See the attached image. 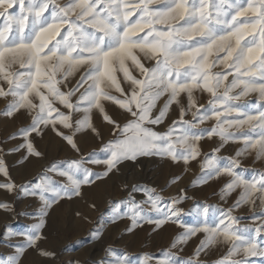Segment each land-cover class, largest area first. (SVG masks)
Segmentation results:
<instances>
[{
	"label": "snow or ice",
	"instance_id": "6c2138e0",
	"mask_svg": "<svg viewBox=\"0 0 264 264\" xmlns=\"http://www.w3.org/2000/svg\"><path fill=\"white\" fill-rule=\"evenodd\" d=\"M141 57L152 63L146 65ZM130 65L139 77L133 75ZM217 66L223 70L214 72ZM118 72L129 84L127 90L121 86ZM76 73L79 79L69 87L68 78ZM0 81L7 85L5 89L0 84V97H12L4 114L12 116L21 110L32 114L31 125L20 130L27 141L21 147H26L30 155L41 156L27 140L31 133L39 134L41 126H50L80 152L76 133L87 130L97 137L101 135L91 119L93 109L99 111L112 136L102 148L105 159L90 153L88 158L81 155L71 161L67 169L52 164L38 175L40 182L30 192L26 185L19 186L30 195L38 194L43 206L38 223L21 233L26 243L14 255L0 257V264H18L26 248L38 247L49 209L62 199L80 196L82 186L119 172L124 161L134 162L141 156L167 157L187 166L200 156L202 138L214 135L221 143L213 152L218 153L230 140L241 142L242 147L234 157H206L202 168L211 171L193 184L207 183L214 175L229 176L230 181L220 189V198L226 201L240 189L229 208L194 201L188 214L196 219L185 224L180 219L184 210L178 205L193 200L185 189L168 197L161 207L164 198L155 189L133 184L126 201L120 202L127 211L115 212L111 222L127 217L131 221L126 229L129 232L143 223L155 229L169 222L177 224L183 231L174 237L170 249L186 244L198 233L204 234L193 256L180 259L169 249L157 264H201V252L217 243L229 246L217 264H251L250 258H264V171H257L251 178L236 171L240 166L237 157L255 153L256 161L264 160V0H0ZM113 89L119 96L111 94ZM196 91L210 94L207 107L197 104ZM252 93L257 94L255 104L235 103ZM182 94L186 103H181ZM102 101L118 106L124 122L108 114ZM173 104L178 108L177 119L167 131H155L152 126L164 123ZM81 111L84 115L74 125L73 113ZM189 113L191 120L185 119ZM207 120L215 124L197 131V125ZM57 125L71 129L72 134L65 135ZM220 159L228 162L220 166ZM86 163L102 164L104 170L93 172L84 166ZM49 171L66 177L67 183L53 181L47 176ZM0 174L9 177L2 158ZM177 180L178 176L171 183ZM16 187L10 178L0 183V188L8 192ZM122 188L127 190L129 185L123 184ZM135 192L143 193L146 199L137 201ZM144 204L151 206L156 218L148 215ZM242 205L249 206L254 222L259 221L254 228L239 227L240 218L233 211ZM210 208L215 211L210 212ZM0 209L9 211L11 206L0 202ZM39 251L40 255L54 256ZM109 256H115L111 247L105 249V259L95 264H134L127 256ZM153 258L144 254L141 264Z\"/></svg>",
	"mask_w": 264,
	"mask_h": 264
},
{
	"label": "rangeland",
	"instance_id": "374dc122",
	"mask_svg": "<svg viewBox=\"0 0 264 264\" xmlns=\"http://www.w3.org/2000/svg\"><path fill=\"white\" fill-rule=\"evenodd\" d=\"M64 2L65 0H60V3ZM209 2L211 3L212 0ZM160 6L156 5V7ZM16 11H19L18 8ZM141 59L146 65L152 63V61L144 60L143 57ZM221 70H223L222 66L213 69L214 72ZM130 71L139 77V73L131 65ZM79 75L76 73L68 78L69 87L76 83ZM117 77L121 81V86L127 90L129 84L123 80V74L118 72ZM231 79L232 77L229 76V81ZM0 84L3 82L0 81ZM3 86L5 89L7 88L6 84ZM62 90L66 91L67 89ZM80 91L82 92L83 89ZM111 94L119 96V93H116L114 89L111 90ZM194 95L198 105L208 106L210 94L196 91ZM78 96L79 93L72 98L73 102ZM11 99V96L0 97V158L4 160L9 173V177L0 174V183L9 182L10 178L17 187L12 192L0 188V202H7L11 206L9 211L0 209V257L14 255L17 248L26 243L25 235L21 233L28 232L30 226L39 221V210L43 206V201L40 200L38 194L30 195L19 186L26 185L30 192L40 182L37 179L38 175L44 174L52 164H56L60 169H67L71 161L79 159L81 155L88 158L90 153H94L95 158L105 159L106 153L102 151L103 145L112 139L109 126L102 121L99 111L93 109L91 119L101 135L97 137L87 130L76 133L74 139L79 145L80 152L73 150L50 126L47 128L41 126L42 131L39 134L31 133L27 138L32 142L33 147L41 153V156L30 155L26 147H21V145H26L27 141L20 130L31 125L32 114L21 110L12 116L5 115V110ZM162 102L159 103L162 104ZM256 102L257 94L252 93L235 103L242 106L246 103L255 104ZM102 103L108 114L117 117L121 123L124 122L125 117L120 114L122 110L118 106L111 101H102ZM181 103H186L184 94L181 96ZM57 106L61 111H67L62 106ZM242 110L246 111L247 109L242 108ZM83 115L82 111L73 113V124L75 125V120L81 119ZM177 117L178 108L173 104L164 123L152 127L157 132H165ZM185 119L191 120V114L186 115ZM214 124V120H207L197 125V131L205 128L210 129ZM57 129L65 135L72 134L71 129H65L62 125H57ZM229 131L237 130L230 129ZM239 131H246V129ZM237 134H239L238 131ZM199 143L200 156L190 161L187 166L183 161L173 162L167 157L141 156L134 162L124 161L119 166V172L110 174L109 177L97 181L93 185L82 186L80 196L60 200L49 209V214L45 217L46 224L40 232L43 238L37 242L38 247L26 248L18 264H95V262L105 259V249L109 247L114 250L115 256H127L128 260L134 264H141L144 254L154 257L148 259L147 264H157V259L165 258L163 253L170 249L172 240L183 229L171 222L160 229H155L152 224L143 223L129 232L126 229L131 225L130 219L122 217L111 222L112 218L115 212L127 211V206L120 202L126 201L133 184L155 189L164 198L161 207L167 203L168 197H175L181 188L185 189L187 195L193 197V200H184L178 205L184 210L180 219L185 224H192L196 219L194 214H188L189 210L194 207V201L200 205L215 206L219 209L229 208L236 201L240 192V189H237L226 201L220 198V189L230 181L229 176L222 174L217 177L214 175L207 183L193 184V182L197 181L203 173L211 171L207 167L202 168L206 157L207 159L234 157L236 151L242 147V143L230 140L218 153L213 152V149L221 143L218 136L214 135L211 139L205 136ZM237 159L240 160V166L236 171L243 174L245 178H251L257 171H264V160L256 161L255 153L240 156ZM227 162V159L217 160L220 166ZM84 166L93 172L104 170L102 164L86 163ZM47 176L59 184L67 183V178L60 176L57 172L49 171ZM177 176L179 180L171 183L172 179ZM123 184L129 185V188L123 189ZM162 189L163 191H161ZM36 191L39 192V190ZM45 195L51 198L50 193H45ZM133 196L137 201L146 199L141 192H135ZM142 207L148 215L156 218V213L149 204H144ZM215 208H210V212L215 211ZM216 215L218 216L219 213L216 212ZM233 215L240 218L239 227L249 225L254 228L259 223V221L254 222L253 212L250 211L248 205L236 208ZM97 232L100 233L99 236L96 235ZM203 238L204 234L198 233L186 244H179L170 250L180 259L186 260L193 256ZM261 239H264V236ZM228 247L227 244L217 243L205 249L199 256L201 264H217V261L227 254ZM39 250L54 253V256L40 255ZM115 256L107 258L114 259ZM250 259L251 264H264L262 257Z\"/></svg>",
	"mask_w": 264,
	"mask_h": 264
}]
</instances>
